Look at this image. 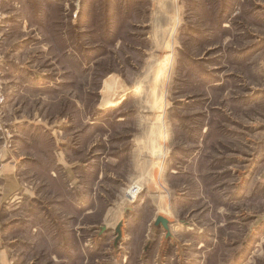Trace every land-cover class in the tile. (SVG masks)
<instances>
[{"label":"rangeland","instance_id":"374dc122","mask_svg":"<svg viewBox=\"0 0 264 264\" xmlns=\"http://www.w3.org/2000/svg\"><path fill=\"white\" fill-rule=\"evenodd\" d=\"M123 1L0 0V264H264V0Z\"/></svg>","mask_w":264,"mask_h":264},{"label":"bare ground","instance_id":"6f19581e","mask_svg":"<svg viewBox=\"0 0 264 264\" xmlns=\"http://www.w3.org/2000/svg\"><path fill=\"white\" fill-rule=\"evenodd\" d=\"M174 24L176 25V22ZM171 67H172V57H171V55H168L167 58H165L163 60V63L161 64V68L160 69L158 68L156 73H154V75L148 73L144 77L140 78V82L138 84L139 86H135L136 95L137 96L142 95V93L144 92V89L142 88V86H141L142 84H140V83L141 82L143 83L144 81H148L150 76H151L150 84H149L151 86L150 95H151L152 100H154L156 102V99H158V87H159L158 85H160L161 83L164 84V83H166L168 81V79L170 77V69H171ZM164 125H165V122H164ZM165 139H166V134H164V133L161 134L160 140L162 141V140H165ZM164 156H165V152H164L163 148H159V149L155 150L154 155H153V157H157V159H159V163L160 164H162V159H163ZM159 168H160V165H159ZM155 180L156 179H154V182H155ZM157 180H159V177H158ZM162 184H163V182H162ZM138 190H139V185H137V184L132 185L126 192V196H127L128 200H130L131 197L133 196V194H135Z\"/></svg>","mask_w":264,"mask_h":264},{"label":"water","instance_id":"95a60500","mask_svg":"<svg viewBox=\"0 0 264 264\" xmlns=\"http://www.w3.org/2000/svg\"><path fill=\"white\" fill-rule=\"evenodd\" d=\"M121 222L117 225L115 231L117 233L115 242H117L121 237ZM161 224L163 228L168 229V220L162 216H157L155 219V225Z\"/></svg>","mask_w":264,"mask_h":264},{"label":"built area","instance_id":"2783aa9c","mask_svg":"<svg viewBox=\"0 0 264 264\" xmlns=\"http://www.w3.org/2000/svg\"><path fill=\"white\" fill-rule=\"evenodd\" d=\"M3 19H4V13H3L2 9L0 8V25L2 24ZM2 62H3V58H2V53L0 52V66H1Z\"/></svg>","mask_w":264,"mask_h":264},{"label":"trees","instance_id":"16d2710c","mask_svg":"<svg viewBox=\"0 0 264 264\" xmlns=\"http://www.w3.org/2000/svg\"><path fill=\"white\" fill-rule=\"evenodd\" d=\"M126 2V0L125 1H123V3H125ZM108 14V13H107Z\"/></svg>","mask_w":264,"mask_h":264}]
</instances>
